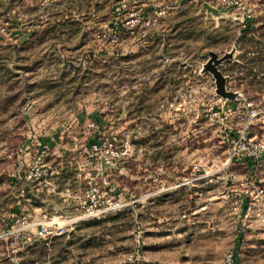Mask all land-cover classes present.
<instances>
[{
    "label": "rangeland",
    "instance_id": "obj_1",
    "mask_svg": "<svg viewBox=\"0 0 264 264\" xmlns=\"http://www.w3.org/2000/svg\"><path fill=\"white\" fill-rule=\"evenodd\" d=\"M202 1L0 0V264H264V8Z\"/></svg>",
    "mask_w": 264,
    "mask_h": 264
},
{
    "label": "built area",
    "instance_id": "obj_2",
    "mask_svg": "<svg viewBox=\"0 0 264 264\" xmlns=\"http://www.w3.org/2000/svg\"><path fill=\"white\" fill-rule=\"evenodd\" d=\"M219 3L227 8H231L234 10H237L241 13L242 19L245 20L248 17H250L252 14H254L257 10L264 8V0H219ZM172 7V4L162 6L160 7L154 15L147 18L146 24H149L151 22H155L160 14H165L167 12V9ZM243 27L245 24L242 25ZM121 34V31L116 29V31L113 33V38L117 39L119 35ZM212 109V107H211ZM255 113L252 112L251 115H254ZM244 128H247V124L244 126ZM231 157L234 159H241L239 158L240 155L244 154V162H247L250 164V166L258 168L264 161V137L258 138V139H245L241 141V145L237 149L231 150ZM48 166L44 168V173H48ZM42 175V172H29L25 177L33 180L34 177H40ZM263 192L262 189L259 190V194ZM92 199V197H91ZM86 202V201H85ZM60 229L63 230V227L61 226ZM59 229V230H60ZM58 230V231H59ZM46 232L45 226H42L41 229L38 231L39 234H43Z\"/></svg>",
    "mask_w": 264,
    "mask_h": 264
},
{
    "label": "water",
    "instance_id": "obj_3",
    "mask_svg": "<svg viewBox=\"0 0 264 264\" xmlns=\"http://www.w3.org/2000/svg\"><path fill=\"white\" fill-rule=\"evenodd\" d=\"M211 7H208L210 9ZM212 9V8H211ZM232 57V51L226 52L222 56H218L215 52H209V58L203 66L204 71H208L212 73L215 80V90L216 93L221 95L222 97H228L229 93L225 89V77L218 68V66L226 59H230Z\"/></svg>",
    "mask_w": 264,
    "mask_h": 264
},
{
    "label": "crops",
    "instance_id": "obj_4",
    "mask_svg": "<svg viewBox=\"0 0 264 264\" xmlns=\"http://www.w3.org/2000/svg\"><path fill=\"white\" fill-rule=\"evenodd\" d=\"M212 2H215V4H217L218 5V3H219V0H203L202 2H201V4H202V6L203 7H208V6H210V5H212ZM241 19V18H240ZM253 22H258L259 24L261 23V21H259V20H257V21H253ZM255 25V24H254ZM246 26V25H245ZM248 26V25H247ZM54 218H57V217H54ZM49 224H50V226H52V228L53 229H55V230H59L60 229V227L62 226V221H60V220H54V219H52L50 222H48Z\"/></svg>",
    "mask_w": 264,
    "mask_h": 264
}]
</instances>
